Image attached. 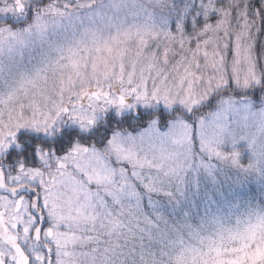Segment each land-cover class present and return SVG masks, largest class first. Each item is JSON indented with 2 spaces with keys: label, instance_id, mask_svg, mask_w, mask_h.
<instances>
[{
  "label": "snow or ice",
  "instance_id": "snow-or-ice-1",
  "mask_svg": "<svg viewBox=\"0 0 264 264\" xmlns=\"http://www.w3.org/2000/svg\"><path fill=\"white\" fill-rule=\"evenodd\" d=\"M0 264H264V0H0Z\"/></svg>",
  "mask_w": 264,
  "mask_h": 264
}]
</instances>
